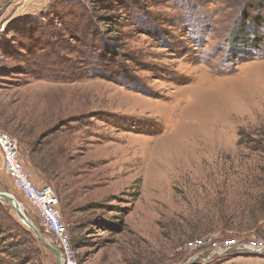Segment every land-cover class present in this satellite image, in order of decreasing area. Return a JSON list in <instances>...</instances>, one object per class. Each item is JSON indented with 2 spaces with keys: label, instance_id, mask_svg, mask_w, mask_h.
<instances>
[{
  "label": "rangeland",
  "instance_id": "1",
  "mask_svg": "<svg viewBox=\"0 0 264 264\" xmlns=\"http://www.w3.org/2000/svg\"><path fill=\"white\" fill-rule=\"evenodd\" d=\"M13 16L0 131L57 195L79 264H264L186 248L264 238V0H60ZM2 163L0 193L51 241ZM3 243L2 263H57L0 200Z\"/></svg>",
  "mask_w": 264,
  "mask_h": 264
},
{
  "label": "built area",
  "instance_id": "2",
  "mask_svg": "<svg viewBox=\"0 0 264 264\" xmlns=\"http://www.w3.org/2000/svg\"><path fill=\"white\" fill-rule=\"evenodd\" d=\"M0 152L3 170L11 177V180L19 189L26 202L35 210L43 230L51 238V241L48 242L60 253L62 264H79L71 246L67 227L62 221L58 209L59 199L53 189L49 186L38 187L34 184L30 172L24 169L20 161L15 140L9 138L1 131ZM186 248L191 251L208 249L211 251L209 257L214 253L224 254L231 250L259 254L264 252V238L252 239L247 242L228 239L219 243L215 237L207 236L189 241Z\"/></svg>",
  "mask_w": 264,
  "mask_h": 264
},
{
  "label": "crops",
  "instance_id": "3",
  "mask_svg": "<svg viewBox=\"0 0 264 264\" xmlns=\"http://www.w3.org/2000/svg\"><path fill=\"white\" fill-rule=\"evenodd\" d=\"M59 1L60 0H0V7L6 5V9L3 10L4 12L0 17L3 18L5 15H11V13H13V18L19 19L20 16L23 15L37 14L42 7H50Z\"/></svg>",
  "mask_w": 264,
  "mask_h": 264
},
{
  "label": "water",
  "instance_id": "4",
  "mask_svg": "<svg viewBox=\"0 0 264 264\" xmlns=\"http://www.w3.org/2000/svg\"><path fill=\"white\" fill-rule=\"evenodd\" d=\"M0 200L4 201L11 207L20 223L27 227L33 233L37 241L55 256L57 262L56 264H62V259L58 250L42 237L39 231L26 218L24 213L18 208L15 199L11 195H8L6 193H0Z\"/></svg>",
  "mask_w": 264,
  "mask_h": 264
},
{
  "label": "trees",
  "instance_id": "5",
  "mask_svg": "<svg viewBox=\"0 0 264 264\" xmlns=\"http://www.w3.org/2000/svg\"><path fill=\"white\" fill-rule=\"evenodd\" d=\"M66 7V8H65ZM64 8H65V10H67V12H66V14L64 15L65 16V18H67V17H69L70 19H72V18H75V17H77V15L78 14H81L80 13V11L78 10V9H75V8H72V7H74V5L73 4H70V5H68V6H65ZM70 8H72V12H69L70 10ZM82 9V8H81ZM69 10V11H68ZM82 11H83V9H82ZM83 13H84V11H83ZM64 18V19H65ZM257 135H258V137L262 140H260L261 141V145H260V143L258 142V144H259V146H258V151H260L261 153H263L264 154V132H258L257 133ZM263 191H264V184H263ZM262 191V192H263ZM263 199V198H262ZM259 202H261V205L264 203L263 202V200H259ZM263 202V203H262ZM3 245V247L2 248H0V253H2V254H6V255H9V254H7V252H9V250L10 249H6V247H4V246H6V244L5 243H3L2 244ZM10 248V247H9ZM34 248V246H32L30 249H33ZM35 249V248H34ZM23 252V251H22ZM36 253H35V251H25V252H23L22 254H20V255H16L17 256V259H21L22 261H23V263L22 264H28L30 261H34V255H35ZM13 257V256H12ZM3 261H1L0 260V264H12L11 262H6V263H2Z\"/></svg>",
  "mask_w": 264,
  "mask_h": 264
},
{
  "label": "bare ground",
  "instance_id": "6",
  "mask_svg": "<svg viewBox=\"0 0 264 264\" xmlns=\"http://www.w3.org/2000/svg\"><path fill=\"white\" fill-rule=\"evenodd\" d=\"M16 202V201H15ZM16 204H17V206H18V208L20 209V206H19V204L16 202ZM21 210V209H20ZM22 211V210H21Z\"/></svg>",
  "mask_w": 264,
  "mask_h": 264
}]
</instances>
